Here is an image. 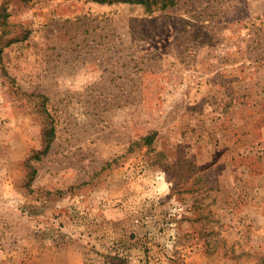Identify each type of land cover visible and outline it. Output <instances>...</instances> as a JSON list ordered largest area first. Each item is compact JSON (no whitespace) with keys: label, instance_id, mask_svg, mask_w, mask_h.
<instances>
[{"label":"rangeland","instance_id":"rangeland-1","mask_svg":"<svg viewBox=\"0 0 264 264\" xmlns=\"http://www.w3.org/2000/svg\"><path fill=\"white\" fill-rule=\"evenodd\" d=\"M174 1L0 0V264H264V0Z\"/></svg>","mask_w":264,"mask_h":264},{"label":"trees","instance_id":"trees-1","mask_svg":"<svg viewBox=\"0 0 264 264\" xmlns=\"http://www.w3.org/2000/svg\"><path fill=\"white\" fill-rule=\"evenodd\" d=\"M93 2L99 3V4H112V3H128V4H135V5H141L145 7L148 10H151L152 6H158L160 4L159 9L163 10L167 7L173 6L175 1L174 0H91ZM48 117H51L48 115ZM56 136V129L54 126H48L43 131V144L45 145L44 150L42 152H39L38 154L45 155L50 151L51 145L55 139Z\"/></svg>","mask_w":264,"mask_h":264}]
</instances>
